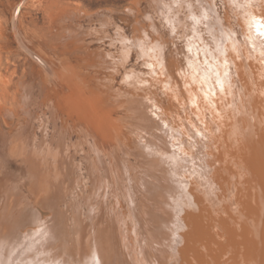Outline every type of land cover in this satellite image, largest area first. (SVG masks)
I'll use <instances>...</instances> for the list:
<instances>
[{
    "label": "bare ground",
    "instance_id": "6f19581e",
    "mask_svg": "<svg viewBox=\"0 0 264 264\" xmlns=\"http://www.w3.org/2000/svg\"><path fill=\"white\" fill-rule=\"evenodd\" d=\"M221 1L224 15L219 11L217 0H156L159 15L170 28L171 40L175 43V34L187 37L189 63L185 70L178 51L169 60L168 44L163 41L160 27L154 23L156 16L153 19L150 17L153 21L152 32L145 26L148 32L141 30V36L131 41L148 73L125 68L121 81L133 92H142L131 97L128 96V89L114 86L122 71L117 69V61L110 58L113 55L110 56L109 50L108 53L104 50V55L102 53L99 59L97 50L91 49V44L96 40L103 42L107 38L111 39L108 29L111 27L113 9L104 8V14L100 16L94 11L88 13L74 6L72 10L52 17L62 33L60 47L64 51L61 52L47 45V40L36 34L30 38L31 41L28 37L20 36L23 52L29 57L30 79L20 84L19 107L25 108L27 100L38 94L36 108L50 115L42 122L45 130L41 135L43 140L42 137L40 139L43 142H38L47 155V167L51 171L54 169V175L59 176L50 182L57 187L53 189L51 186L54 194L46 198L38 197L42 198L40 200L45 206L59 198L56 193L63 186L60 185L62 177L58 169L62 167V171L68 159V154L65 158L63 153L67 141L64 129H67L70 137L78 138L72 145H79L84 139L93 140L89 144L96 155L97 164L106 169L105 187L109 189L108 194L113 191L117 205L106 208L103 202L98 207L93 204L89 211L90 218L84 221H81L82 217L79 218L77 227L81 232L76 239L71 238L76 251L69 258L60 255L65 248L62 236L67 234L65 232L63 235L67 230L62 231V222L59 223V220L55 224H48L49 215L45 219V215L39 213L42 219H39L35 228L30 227L27 231L22 229L25 235L21 244L12 243L0 234V264H264V37L257 34L258 26L260 31H264V0ZM22 8L19 2L13 9V16L19 15L18 20ZM126 9L133 13L135 11L134 8ZM131 11L128 13L131 14ZM81 15L84 16L81 18ZM78 18L88 19V25L78 23ZM96 23L104 34L101 37L100 31L92 28ZM51 33L49 31V35ZM91 36L93 40L88 42ZM127 37L123 38L125 44L130 42ZM35 42L49 47L51 55L40 50ZM200 69L201 77L194 78ZM105 89L111 101H115L112 107L118 109L122 106L119 97H124L123 102L132 106L130 116L122 119L133 127L130 128L135 147L131 146L129 136H124L128 144L123 145L122 140L116 137L119 135L117 130L110 128V113H105V108L109 107L104 101ZM75 101L79 105H75ZM21 111V114L28 112ZM0 112L10 116L12 109L4 107L0 108ZM97 114L103 117L100 119ZM11 124L10 120V127ZM51 125L53 130L49 132ZM0 132H4L2 125ZM2 139L1 143L4 141ZM13 142L15 140L11 144ZM3 144L4 147L5 142ZM119 145H123L120 148L125 151L128 160L132 157L138 161L133 163L122 159ZM14 148L11 146L12 150ZM8 149L9 153L6 154L10 155L12 150ZM94 153L90 155L94 156ZM108 155L110 169L105 166ZM5 157L0 156V179H5V184L11 185L15 191L22 189L29 178L16 176ZM14 159L10 160L13 162ZM116 160L118 168L115 167ZM32 169L34 171V167ZM65 169L62 172L67 171ZM29 187L27 185L26 188ZM98 188L101 192V187ZM18 192L21 194V191ZM33 217L39 218V215Z\"/></svg>",
    "mask_w": 264,
    "mask_h": 264
},
{
    "label": "rangeland",
    "instance_id": "374dc122",
    "mask_svg": "<svg viewBox=\"0 0 264 264\" xmlns=\"http://www.w3.org/2000/svg\"><path fill=\"white\" fill-rule=\"evenodd\" d=\"M137 1L138 2H136V0L135 1L134 0H0V108L8 107L9 109H12V113H11L12 116L11 115L8 116V115H5L4 113H1L0 112L1 113L0 114V118H1L0 119V122H1L0 125H2V128L4 130V132H0V136H1L0 137V143H1V139L3 138V136H5V138H3L4 141L2 139V141L5 142V146L3 147L4 144L2 142L1 143V146H2L1 149H2V151L0 150V156L1 155H3V156L6 155L7 158L6 157L5 158H6V160L8 159L7 160V164L9 163V165L12 167L11 168L8 165L9 168L11 169V171L13 173H15L16 176L23 177V178H27V179L29 178L28 180L25 179V181L26 180L27 181L24 182V186H23L24 188L22 187L23 190L22 189H16V191H15V189L11 188L12 187L11 185H8L7 186L5 184V179H0V223H1L0 224V234L2 233V236L6 240H8V241H10L12 243H17V244L19 243V244H21V241L24 239V235H25V232H23L22 229H24V231H27V230L30 229V227L31 228L32 227L35 228V226L39 222V219H42V218H40L41 216H44L45 215L44 217H45V219H47V216L49 215L48 216V221H47L48 224H51L52 225L53 223L55 224L56 222H58L60 220L59 223L62 222V225H63L62 231L67 230V231H64L63 232V235L65 234V232L67 234H65L64 236H62V240L61 241H63V244H64L63 247H65V248L62 249V252H61L60 255L61 256H66V257L68 256V258H69V255L70 254H73L74 251H76V249L75 250L73 249V248H75L73 246L74 245V242H73L74 240L71 239V238L76 239L78 237L79 233L81 232V229L79 227H77V225L79 226V224H80L79 223L80 222V219L79 218L82 217L81 218V221H84V220L90 218V212H91V208H92V205L93 204H95L98 207L103 202V206H105L106 208L107 207L108 208H111V207L113 208L114 207V204L117 205L116 204V200L117 199H116L114 193H112L113 191H111V193L108 194L109 189L107 187H105V186H107L106 169L104 167H102L101 165L99 166V164H97L96 155H95L94 151L91 148V144H89V143H92L93 140H90V139L89 140L88 139L86 140V139H84V141L80 142L79 145H76V146L75 145H72V144H75L78 141V138L75 137V136L74 137H70V135L68 134L67 129H64V131L66 132L65 135H67V136H65V140H67L68 142L65 141L66 142V146L64 148V152L63 153L65 154V158L67 157V154H68V157H67L68 159H66V163H64L62 171L65 168H67L66 167L67 164L69 165L68 166L69 169L68 168L65 169L67 171H64V172L61 171V168L62 167H60V169H58V172L61 173V177H62V178H60L61 179L60 185H61V187L63 186L62 188H59V190H58V192H60V191H62V192H60V193L57 192L56 193L57 194L56 196L59 197L60 199L57 198L58 200L57 199H56V201L54 200L53 202H51L50 204H48L49 206L47 205L46 201H45V203H46V206H45L44 202H42L43 200H40L42 198H39V197H45L46 198L51 193L54 194V190L53 189H56L57 187H54L53 185H51L50 182H52L53 179H56L57 180L59 178V176L58 175L57 176L54 175V173H55V170L54 169H52V171H51L47 167V162H48L47 155L44 154L43 146H41L42 145L41 143L43 142L42 141L43 140V136H41V135L44 134V130H45V128H43L42 122H44L50 115L45 114L42 110H40L39 108H36L37 107L36 106V103L38 102V100H37L38 94H36L35 98H33V99L31 98L30 100H27L28 102L26 101L27 103H25V105H24L25 108L19 107L20 90H21L20 84L22 82L28 81L30 79L29 78V71H28L29 57H28V55L26 53L23 52L24 48H23L22 43L20 41L21 40L20 39V36L22 35L21 36L22 38L28 37L29 38V41H31L32 39H30V38L36 34V35L42 37L43 39H46L47 42H48L47 45H49L51 47H56V48L60 49L59 51L61 52V51H64V49H61V47H60L61 46V44H60V36H61L62 33L59 32V25H58V23L56 21L52 20V17L58 15L59 13L60 14H63L67 10H72V8L74 6L79 7L82 10L87 11L88 13H93V11H94V13H96V14L99 13L100 16H102L104 14V10L106 8L107 9H110V10L113 9L115 12L113 10H111L112 13H113V14L111 13V15L113 17H112V21H111V27L108 29L110 31L109 33L111 35V39H108L107 38L103 42L100 41V40L99 41L96 40V42H93L91 44V49L92 50H94V49L97 50L96 52H98L99 59L101 58L102 55H104V52L105 51H106V53H108V50H109L110 56L113 55V57H110V58H112V60L117 61L116 62L117 65L116 64L115 65H116L117 69L120 68L121 71H122V75L118 74L117 80H116L114 86H116L117 89L118 88H123V89L126 88V89H128L129 90V95H128L129 97L133 96L136 93H137V95H140V93H142V92H139V91H136V92L134 91L133 92L127 84H123V82H121V81L123 80V78H122L123 77V74H125V68H127V69H129V68L130 69H135L138 72H143V73H146V71L148 70L143 65V61L141 59H139L138 50L135 48V46L132 45L131 41H133L134 38H136L138 36L139 37L141 36V34H140L141 33V30H144L145 29V26H147V30L148 31H151L152 32V30H153L152 29L153 28L152 27L153 21L151 20V18L153 19V17L156 16V18H154V23L157 24L158 27H160L159 29L161 30L162 34L164 35V40L163 41L166 43V45L168 44L167 45V55H168L169 60H170V56L172 55L174 57L175 56V52L178 51V57L180 59V63L182 65V67L184 66L186 69L184 67L183 68L185 70H187V65L189 63L188 62L189 52H188L187 37L184 34H179L177 36L175 34L174 35L176 37V38L174 37L175 38V43L171 40L172 39V36L170 34V28L168 26V23H166L165 20H163V17L161 15H159L160 13H159V10L157 9L156 0H140V1L137 0ZM19 2H21V5H23V8H22L23 11H22V15L20 17V20L17 19L19 15L13 16V9H14L15 5L17 3H19ZM25 2H26V5L29 3L27 5V7L25 6ZM217 3H218V6H219V11L222 13V15H224L223 13H225V12L223 11L224 7H223V4H222V1L221 0H217ZM129 6H131V7H129ZM126 8H134L135 11L133 13V11H131L129 9L127 10ZM221 8H222V10H221ZM153 9H154V11H153ZM128 11H131L132 13L130 14V13H128ZM83 16L84 15H81V18ZM147 16H148V18H147ZM137 18L139 19V21H138ZM87 20L88 19L85 20V18L84 19H81V20H80V18L77 19L78 23H80L82 25H84V24L85 25H88ZM136 21H137L138 24L135 23ZM19 25H20V27H19ZM96 26L95 27H92V28H96L98 31H100V33H99V36L100 37L103 36L104 34H103L102 30H101V26L99 25V28H98V23H96ZM120 26L122 28H120ZM12 28H14L15 32L12 31L13 30ZM86 28H89V27L86 26ZM16 30H17V32H16ZM18 31H19L20 34L18 33ZM49 31L52 32L51 35H49ZM148 31H146V29H145V32H148ZM17 33H18L19 38L17 36ZM167 33H168V35H167ZM91 37H89L88 42H91V40H93V37H92V39H91ZM124 37H127L129 39L130 42H128V44H125V42L123 41V38ZM107 40H108V42H107ZM112 41H113V43H112ZM114 42H115V45H114ZM171 42H173V43H171ZM35 43H36V46L40 50H42L43 52L48 53V54L51 53L49 51V47H47L46 45H40L38 42H35ZM102 43H104V44H102ZM107 43H109L110 46L107 45ZM120 43H121V45H120ZM124 47H127V49H126L127 51L125 50ZM128 49H129V51H128ZM132 49H134V50L136 49L135 50L136 52L133 53L134 50H132ZM119 50H120V52H119ZM82 51H85V49H82ZM114 54H115V56H114ZM124 57H125V59H124ZM126 57H127V59H126ZM122 62L123 63L125 62L124 63L125 65ZM197 69H199V68H197ZM199 72L196 73L197 75L194 76V78L199 79V77H201V74H202L201 73V69H200ZM147 73H148V71H147ZM179 81H180V84H181L182 81L180 79H179ZM105 93L106 94L104 96L105 97L104 101L106 102L105 103L106 106H109V107L108 108H105V111L106 112L105 111L104 112L106 114L107 113H110L109 114L110 115V118H111V120H110V128H114V131L117 130L116 132H118L119 135H116V137L118 139L122 140V144L123 145L124 144H128V142L126 140L124 141V139H126V138H124V136L125 137L126 136H129V138L132 141L131 146L132 147H135L134 137H133V134H131V128H133V127L131 126V124L129 125V123H128L127 120L125 121V120L122 119V117H124V116L125 117L126 116H130L129 113L133 112V110H131L132 109V106H129L128 103H124L123 102L125 100L124 97H119V99L122 101V106L120 108H118L119 109L118 110L117 108L112 107V104H114L115 101H111L112 98L109 95V93L107 94V90L106 89H105ZM106 96H107V98H106ZM35 99L37 101H35ZM31 100H32V102H31ZM39 100L41 101V99H39ZM29 101L32 104H30ZM108 101H109V103H108ZM73 103L75 105H79V103H77L76 101L73 102ZM28 106L30 107L29 109H28ZM33 107H35L36 109H34ZM126 107L128 109H126ZM109 108H111L112 111ZM122 108H123V110H122ZM21 109L24 110V111H28L29 113L28 112L27 113L25 112L24 114L23 113L21 114L20 112H23V111H21ZM40 111H42V114H41ZM15 112H17V114ZM105 113H104V116L106 115ZM13 114H14V117H13ZM26 114H28V116ZM34 114H35V116H34ZM102 114L103 113L101 112V115ZM36 116H37V118H36ZM97 116H98V118H100V114H97ZM25 119L27 120V124H26V120ZM35 119H37L38 124L36 122H34V121H36ZM39 119L41 120V122L39 121ZM119 119H121V121ZM10 120H11V123H12L11 124L12 125L11 127L9 125ZM111 121H112V123H111ZM21 122H22V124H21ZM17 124H18V126H17ZM111 125H112V127H111ZM37 126H38V128H37ZM40 126H41V128H40ZM52 126L53 125L49 126V128H50L49 129V132H51V129L53 130V127ZM127 126L129 128H127ZM122 127L124 128V129H122V132H123L124 135L121 132V128ZM16 129H17V131H16ZM21 130H23V131H21ZM25 130L27 132H25ZM124 130H125V132H124ZM11 131L12 132L14 131V133H12ZM31 131L34 134L31 133ZM17 132H18V134H17ZM19 133H20V135H19ZM10 134H11V136H9ZM12 135H13V137H12ZM8 137H9V139H8ZM40 137H42L41 138L42 140L40 139ZM116 137H114V139H116ZM132 137H133V140H132ZM20 138H21V141L19 142V139ZM70 139H72V140L70 141ZM14 140H15V142H13V144H11V141H14ZM26 140H28V141H26ZM33 141H34L35 144L33 143ZM38 141H40L41 143L38 142ZM87 141H89L88 144H87ZM6 142L8 144H6ZM22 142H23V144H22ZM17 143H19V144H17ZM32 143L35 146L36 145L37 146L35 147ZM15 145H17L18 148H17V146H16V148H14ZM39 145H40V147H39ZM68 145L70 146V148L68 147ZM83 145L85 146L84 148H83ZM11 146L14 148V150L11 149ZM122 146L121 145L118 146V149H120L119 150V155L121 153L120 157L122 159L124 158V159H127L128 160V157L126 158V156H125V151L123 149H121ZM8 147L12 150V151L10 150L11 151L10 152L11 153L10 155L11 156L14 155V157H11L10 158V155L9 154H6V153H9ZM34 148L35 149L38 148L39 151H38V149L35 150ZM15 149L18 150V151H15ZM27 149H29V150H27ZM70 149H72V150H70ZM26 151L28 152V154H27ZM12 152H14L15 154L12 153ZM37 152H39L40 154H37ZM90 152H93L94 153V156H92L93 153H90ZM24 153H26V154H24ZM41 153L43 155H41ZM75 154L77 155L76 158H74L75 157ZM84 154H85V156H84ZM90 154H92V155H90ZM16 155H17V157H15ZM40 155H41V157H40ZM89 156H91V157H89ZM24 157H25V159H24ZM14 158H16V160ZM35 158H36V160H35ZM44 158H46V159H44ZM90 158L91 159H94V160L91 161ZM10 159H14L13 162ZM129 160H130V162H133V163H136L138 161V160H136V159H134L132 157ZM30 161L32 162V164H31ZM70 161H71V163H70ZM79 161H80V163H79ZM89 161H91V162H89ZM106 161L107 162H106V165L105 166L108 169H110L109 168V163H110L109 155H108V157H106ZM35 162H37V163H35ZM37 164H38V166H37ZM65 164H66V166H65ZM70 164H72L73 168H72V166ZM89 165L90 166L92 165L91 166V169L89 168L90 167ZM86 166H87V168H86ZM93 166H95V167H93ZM33 167H34V171L32 169ZM76 167H78L79 169L76 168ZM115 167L118 168L117 160H116V163H115ZM30 170H31V172H30ZM24 171L26 172V175H25V172ZM35 171H37V173H35ZM79 171H81V172H79ZM19 173H21V174H19ZM31 173H33V174L31 175ZM80 173H81V176H80ZM94 173H95V175H94ZM99 173H100V175H99ZM34 175H35V177L37 176L38 180H37V178L34 179L35 178ZM104 175H106V176H104ZM68 176H69V178H68ZM64 178L66 179V181H65ZM71 178H72L73 181L71 180ZM89 178H90V180H89ZM69 180H70V183H69ZM25 183H26V185H25ZM76 183H77V185L75 186L74 184H76ZM90 183H92V184L90 185ZM27 185H28V187L29 186H32V187L26 188ZM40 185H43V186L39 187ZM69 185L72 186V188ZM92 185H93V187H92ZM51 186H53V189L51 188ZM55 186H58V185H55ZM83 186H85V187H83ZM98 187H101V189H102L101 192L98 191L99 190ZM10 189L12 191L11 193H9V190ZM46 190H48V191L46 192ZM49 190H51V191H49ZM52 190H53V192H52ZM64 190H66V191L64 192ZM69 190H70V192H69ZM18 191H21V194H19L20 192H18ZM81 191H82V193H85V194H82ZM96 191H97V193H95ZM2 192H4V194ZM37 192H39L40 194L42 193L43 196H40V194L37 193ZM70 193H71V195H70ZM79 193H80V195H79ZM66 194H68V195H66ZM61 195H63V196H61ZM70 197L71 198H74V199L71 200ZM92 197H93V199H92ZM103 197H104V201H102L103 200ZM76 198H78V199L76 200ZM96 198H97V200H96ZM114 199H115V201H114ZM74 200H75V202H74ZM109 200H110V202H109ZM11 201H13V202H11ZM17 202H19L21 204V206H20L19 203L17 204ZM41 202H42L43 206H42ZM76 202H78V203H76ZM75 203L77 205H75ZM17 205L20 208H18ZM40 207H42V208H40ZM50 207L51 208L54 207V208H52V210H51ZM59 207L61 209L63 208L61 210V212L59 211L60 210ZM88 207H90V208H88ZM17 208H18V210H17ZM19 210H21V211H19ZM44 210H45V212H44ZM83 210H84V212H83ZM34 211L37 212V214ZM46 211H48V212H46ZM53 211H54L55 214L52 213ZM64 211H66V212H64ZM80 212H82L83 214L80 213ZM39 213L40 214H43V215L40 216ZM33 214H35V215H33ZM69 214H70V216H69ZM32 215L33 216H38L39 215V218L36 217L37 218L36 219ZM55 215L57 216L58 219H56V216ZM59 216H61V217H59ZM13 217H15V218H13ZM50 219H51V221H49ZM31 220H33V221H31ZM52 220H54V222ZM34 221H36V222H34ZM65 224L67 226H68V224H70V226H68V227H71L73 229L70 230L71 228H68ZM3 230H5V231H3ZM73 230H75V231H73ZM77 230H78V232H76ZM68 232H70L71 234L70 233L68 234ZM65 236L68 238L69 241L68 240H65L66 239ZM19 238H21V239H19ZM70 243H71V247L69 246ZM66 247L67 248L69 247L70 249L68 248V250H67ZM63 252L65 253V255L63 254ZM66 253L67 254L69 253V254L67 255Z\"/></svg>",
    "mask_w": 264,
    "mask_h": 264
},
{
    "label": "snow or ice",
    "instance_id": "6c2138e0",
    "mask_svg": "<svg viewBox=\"0 0 264 264\" xmlns=\"http://www.w3.org/2000/svg\"><path fill=\"white\" fill-rule=\"evenodd\" d=\"M257 34L260 35L261 37H264V31H260V27H257ZM191 49H189L190 51Z\"/></svg>",
    "mask_w": 264,
    "mask_h": 264
}]
</instances>
